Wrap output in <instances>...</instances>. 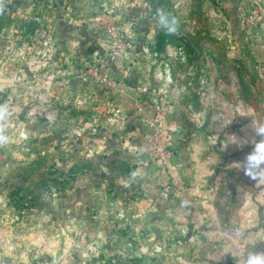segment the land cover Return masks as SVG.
Instances as JSON below:
<instances>
[{
	"label": "rangeland",
	"instance_id": "rangeland-1",
	"mask_svg": "<svg viewBox=\"0 0 264 264\" xmlns=\"http://www.w3.org/2000/svg\"><path fill=\"white\" fill-rule=\"evenodd\" d=\"M14 1L19 6L10 11ZM253 1L258 0L237 6L232 0H0V111L7 113L0 117V137H6L0 139V264H129L133 259L139 260L136 264H198L210 256L213 240L201 235L219 228L188 217L197 213L191 207L198 192L180 175L171 141L174 130L156 123L178 99L183 78L191 72L187 58L194 55L186 56L177 47L184 42L173 40V62L184 59L178 78L164 81L170 76L164 62L142 69L144 74L152 71L159 87L154 99L134 101L140 126L126 128L128 117L120 107L133 96L112 71L131 63L136 47L128 33L131 24L121 16L130 8L152 15L150 8L164 10L178 17L179 34L199 30L209 46L215 42L220 55L228 54L229 40L239 50L242 45L256 60V83L264 68L257 53L264 49V6ZM34 17L39 27L29 33L23 21ZM155 27L156 38L163 29L158 23ZM82 29L95 36L97 47H81L88 56L78 81L86 91L78 93L67 85L74 75L70 59L75 49L66 41L76 33L82 36ZM154 52L159 54L155 45ZM238 59L233 57L232 63ZM156 103L162 105L158 112ZM151 122L159 131L157 141ZM121 132L130 137L124 139ZM117 138L126 148L133 139L140 156L110 157L106 142ZM160 151L169 154L168 166L161 163ZM142 168L148 174L139 185L138 200L107 190L109 182L119 179L118 172L129 178L127 186ZM219 201L224 206L217 204V211L223 214L227 200ZM148 204L155 207L153 213L146 212ZM163 207L170 216L154 222ZM196 228L200 231L195 234ZM227 234L237 235L233 230ZM245 254L236 249L235 264H245Z\"/></svg>",
	"mask_w": 264,
	"mask_h": 264
},
{
	"label": "crops",
	"instance_id": "crops-1",
	"mask_svg": "<svg viewBox=\"0 0 264 264\" xmlns=\"http://www.w3.org/2000/svg\"><path fill=\"white\" fill-rule=\"evenodd\" d=\"M166 1L163 0L164 3ZM232 1L237 6L245 5V3L250 5L252 0ZM253 2L258 7L264 6L263 0ZM150 9L153 15L146 14L142 8H130L121 16L123 22L131 24L128 33L136 47L132 54L133 61L116 66L112 71L118 81H123L124 87L131 89L129 93L133 96V101L123 100L125 102L120 107L123 114H127L128 117L126 128L134 124L140 126L135 120L134 101L139 98L154 99L159 87V82L151 74L152 71L144 74L142 69H152L153 62H164L170 71V76L164 79L168 82L178 78L177 70L184 61L183 58H179L175 63L173 62L175 48L171 43L166 45L159 54L152 53L157 31L155 25L157 26L158 10ZM190 20L195 23L193 17ZM81 32L82 36L76 33L69 38V41H66L67 45L75 49L70 59L75 65L74 75L67 85L73 92L78 91V93L81 90L86 91V88L81 87L78 81V70L82 61L88 56L81 47H85L84 44L96 46L93 34L88 35L83 29ZM198 32L199 30L194 32L195 34L185 35L192 41L195 54L189 65L191 72L186 73L183 78L178 101L175 100L166 110L167 114H160L155 121L161 127L174 130L173 140L170 138L174 151L179 156L180 175L186 183L195 185L198 192L199 199L191 207L193 212L197 213L188 217L193 218V222L207 223L209 227L219 228L217 232L202 233L201 238L208 235L213 240L210 250L212 253L196 263L235 264L237 257H240L238 254L236 257V249L240 252L243 250L247 257L250 253H264V163L253 168L251 175L246 173V158L255 152L259 143L264 142V135L258 134L257 131L264 127V68L259 70L260 79L255 83L256 85L250 87L246 77L241 75L232 63L233 57H239L238 52L241 50L237 49L238 45L229 40L227 44L231 43L233 46L230 44L227 47L228 54L220 55L215 42L209 46L208 43L211 41L203 40ZM66 33H68L67 30ZM239 36L241 37L240 34ZM240 37L239 40H241ZM61 41L63 43V40ZM240 48H243L242 45ZM247 48L251 49L250 45H247ZM261 50L262 52L257 51V53L264 67V49ZM251 53L254 54L253 51ZM101 93L102 91H97L98 99H102L103 93ZM150 115L151 113L148 112L147 117L150 118ZM121 135L123 138L124 135L127 136L123 132ZM129 140L130 142L127 140L129 142L127 148L124 146L125 141L120 138L108 140L105 149L115 160H120L121 157L136 159L140 154L134 148L136 146L134 140ZM115 171L118 172V170ZM145 171L142 168L141 172L130 178L131 181L127 186H124V183L129 181V178L122 179L123 176L118 172L119 179L109 182L110 189L107 190L110 193L138 200L142 193L139 191V185L148 174ZM117 172L114 175H117ZM142 196L144 197L145 194ZM221 198L227 200L223 214H220L216 207L217 204L224 206L219 201ZM149 206L151 204L143 207L150 213L155 207ZM164 210L163 207L161 213H157L154 222L157 223L158 218L164 221L168 215L170 216L167 211L164 213ZM232 230L236 231V236L227 234ZM195 231V234L199 233L200 228H196ZM214 241L225 244L226 247L222 250L223 245H218L217 250ZM237 244L240 245L238 248Z\"/></svg>",
	"mask_w": 264,
	"mask_h": 264
},
{
	"label": "trees",
	"instance_id": "trees-1",
	"mask_svg": "<svg viewBox=\"0 0 264 264\" xmlns=\"http://www.w3.org/2000/svg\"><path fill=\"white\" fill-rule=\"evenodd\" d=\"M18 6H19V2L14 1L8 6V9L10 11H16ZM35 17L33 18L34 20H30L29 22L23 21V23L28 24L27 31L29 33H33L39 27L38 22L35 20ZM177 39H179V41L182 40L184 42L183 47L179 45H177V47L181 48L183 50V53L186 56L195 54V49L193 48L194 45H192L191 42L189 41V37H185L184 35H181L178 32L170 36L169 33H167L164 30H162V32L158 34L157 37L155 38V51L158 53L162 52L164 48L166 47V45L170 44L173 40H177ZM243 50H244V47L241 50L242 51L241 56L237 57L242 60L238 59L236 63H234V66L235 68H237L238 72L241 75L243 74L246 77V79H248L250 87H253L256 81L255 74L253 73L257 70L256 60H254L252 55L248 53L245 54ZM187 60H188V63L191 64L192 58L188 57ZM248 60H249V63L247 62ZM251 63L254 64L253 67L251 66ZM243 67L247 69V72L243 69ZM129 261H130L129 264H136L139 262V260L137 259H133Z\"/></svg>",
	"mask_w": 264,
	"mask_h": 264
},
{
	"label": "clouds",
	"instance_id": "clouds-1",
	"mask_svg": "<svg viewBox=\"0 0 264 264\" xmlns=\"http://www.w3.org/2000/svg\"><path fill=\"white\" fill-rule=\"evenodd\" d=\"M157 23L160 27L169 34H175L179 28L178 17L164 10H158ZM6 110L0 111V117L6 116ZM258 134L264 135V127L259 128ZM0 139H6V137H0ZM246 173L251 175L252 169L258 167L264 163V142L259 143L255 149V152L250 154L247 158ZM245 264H264V253H250L245 260Z\"/></svg>",
	"mask_w": 264,
	"mask_h": 264
},
{
	"label": "built area",
	"instance_id": "built-area-1",
	"mask_svg": "<svg viewBox=\"0 0 264 264\" xmlns=\"http://www.w3.org/2000/svg\"><path fill=\"white\" fill-rule=\"evenodd\" d=\"M116 54V53H115ZM104 81H101V83H103ZM113 86V84L112 83H110V84H108V87L107 88H110V87H112ZM161 107H162V105L161 104H155L154 105V109H155V111H159L160 109H161ZM140 110V109H139ZM149 126L152 128V131H153V134H152V136H153V139L155 140V141H157L158 139H159V131H158V129H157V127H155V124L154 123H149ZM168 157H169V154L168 153H166V154H164V152H162V151H160V160H161V163H163V165H165V166H168V164H169V161H168ZM176 182V181H175Z\"/></svg>",
	"mask_w": 264,
	"mask_h": 264
}]
</instances>
